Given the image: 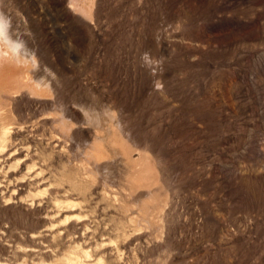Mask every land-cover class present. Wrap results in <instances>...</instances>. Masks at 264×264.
<instances>
[{
	"label": "rangeland",
	"instance_id": "1",
	"mask_svg": "<svg viewBox=\"0 0 264 264\" xmlns=\"http://www.w3.org/2000/svg\"><path fill=\"white\" fill-rule=\"evenodd\" d=\"M1 80L0 264H264V0H0Z\"/></svg>",
	"mask_w": 264,
	"mask_h": 264
},
{
	"label": "bare ground",
	"instance_id": "2",
	"mask_svg": "<svg viewBox=\"0 0 264 264\" xmlns=\"http://www.w3.org/2000/svg\"><path fill=\"white\" fill-rule=\"evenodd\" d=\"M0 82H2V80H1ZM1 90H2V89H1ZM5 90H7V89H5ZM0 119H1V117H0ZM72 264H75V263H73V261H72Z\"/></svg>",
	"mask_w": 264,
	"mask_h": 264
}]
</instances>
